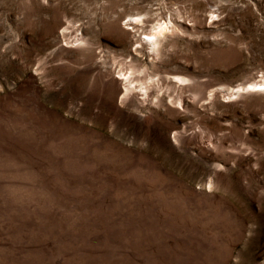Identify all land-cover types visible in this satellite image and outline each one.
Masks as SVG:
<instances>
[{
  "label": "rangeland",
  "instance_id": "rangeland-1",
  "mask_svg": "<svg viewBox=\"0 0 264 264\" xmlns=\"http://www.w3.org/2000/svg\"><path fill=\"white\" fill-rule=\"evenodd\" d=\"M263 81L264 0H0V264H264Z\"/></svg>",
  "mask_w": 264,
  "mask_h": 264
},
{
  "label": "bare ground",
  "instance_id": "bare-ground-1",
  "mask_svg": "<svg viewBox=\"0 0 264 264\" xmlns=\"http://www.w3.org/2000/svg\"><path fill=\"white\" fill-rule=\"evenodd\" d=\"M161 28H162V26L159 25V26L157 27V30L155 29L156 31H152L153 34H151L152 36H150V38L152 39V38L156 35V33L160 31ZM164 28H165V27H164ZM159 33H160V32H159ZM155 37H156V36H155ZM246 89H252V90L264 89V81H263V82H254V83H250V84H248V86L246 87ZM237 90H239V89H237ZM237 90H236V91H237Z\"/></svg>",
  "mask_w": 264,
  "mask_h": 264
}]
</instances>
